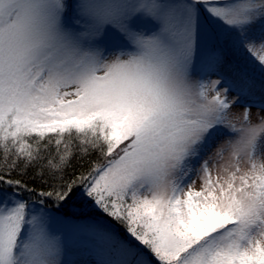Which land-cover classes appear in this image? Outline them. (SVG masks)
<instances>
[{
  "label": "snow or ice",
  "instance_id": "6c2138e0",
  "mask_svg": "<svg viewBox=\"0 0 264 264\" xmlns=\"http://www.w3.org/2000/svg\"><path fill=\"white\" fill-rule=\"evenodd\" d=\"M252 107L264 0H0V264H264Z\"/></svg>",
  "mask_w": 264,
  "mask_h": 264
},
{
  "label": "rangeland",
  "instance_id": "374dc122",
  "mask_svg": "<svg viewBox=\"0 0 264 264\" xmlns=\"http://www.w3.org/2000/svg\"><path fill=\"white\" fill-rule=\"evenodd\" d=\"M258 71V70H257ZM212 79H216L215 76L212 77ZM261 116H264V111L256 108V107H252L250 109V119L251 122L253 124H256L259 122V118ZM229 119L231 120V122L233 124L236 125L237 128H240L243 126L244 124V108L243 107H239V108H234L230 115H229ZM221 144L224 143V140L220 141ZM215 151V149L213 150ZM229 159V154H225L224 160H228ZM215 174V172H214ZM200 180L199 178L196 179V187L199 188L200 186ZM83 247V246H81ZM90 257L87 255L86 251L83 254H74L72 256L69 257L70 260H72L73 262H75V264H80V262L88 260Z\"/></svg>",
  "mask_w": 264,
  "mask_h": 264
},
{
  "label": "trees",
  "instance_id": "16d2710c",
  "mask_svg": "<svg viewBox=\"0 0 264 264\" xmlns=\"http://www.w3.org/2000/svg\"><path fill=\"white\" fill-rule=\"evenodd\" d=\"M72 149L75 152V143L73 142L72 144ZM54 148V145H53ZM62 150V149H61ZM53 155H55V152H53ZM55 162V161H54ZM82 161L77 157L75 159H73L72 161V167L68 169V175L71 176L73 170H82L80 169V165H81ZM35 175V171L34 170H29V172L23 176L20 177L23 180H25V182H27L29 184V186H40V182H39V178H37L35 181H33V176ZM45 176H47V169H45Z\"/></svg>",
  "mask_w": 264,
  "mask_h": 264
}]
</instances>
